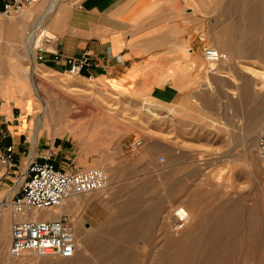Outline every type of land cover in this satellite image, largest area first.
Returning a JSON list of instances; mask_svg holds the SVG:
<instances>
[{"label": "rangeland", "instance_id": "obj_1", "mask_svg": "<svg viewBox=\"0 0 264 264\" xmlns=\"http://www.w3.org/2000/svg\"><path fill=\"white\" fill-rule=\"evenodd\" d=\"M79 1L49 0L44 13ZM183 12L192 21L187 32L178 30L186 47L168 53L179 59L163 69L168 81L188 79L193 88L172 103L41 69L7 42L9 23L0 28V93L31 103L29 119L39 133L46 125L62 168L90 164L110 175L106 188L66 201L75 205L63 213L75 217L86 240L75 256L14 257L11 230L1 221L0 264H264V159L257 142L264 129V0H188ZM218 38L234 43L235 56L223 46L229 58L212 68L203 50ZM173 45L180 48L179 41ZM35 64L34 82L28 73ZM136 139L138 147L131 145ZM21 180L0 164V201L12 223ZM178 206L191 213L180 230Z\"/></svg>", "mask_w": 264, "mask_h": 264}, {"label": "crops", "instance_id": "obj_2", "mask_svg": "<svg viewBox=\"0 0 264 264\" xmlns=\"http://www.w3.org/2000/svg\"><path fill=\"white\" fill-rule=\"evenodd\" d=\"M187 3L188 0L63 2L56 6L52 14L51 30L58 37V49L64 56H79L86 49L92 52V66L79 76L89 79L92 75L90 80L114 91L149 92L162 101L172 103L193 88L188 79L181 83L177 79L168 81L163 69L179 59L178 55L168 56V53L186 47L187 41L178 37V30L184 27L182 29L187 32V25L192 22L183 12ZM177 41L180 48L173 45ZM192 53L196 61L199 60V55L195 51ZM118 54L124 56L125 64L118 62ZM38 63L44 70L67 72L68 69L66 61L55 59L51 52L45 53V60ZM7 98L0 93V122H3L7 132L6 136L0 133V150L14 144L15 166L10 171L19 178V173L31 158L43 161L42 156L49 151L54 152L52 161L63 167L64 161L57 157L55 142L48 140L46 125L34 147L28 125L32 112L27 111L26 102L21 99ZM7 203L8 199H4V206ZM7 218L2 220V224L7 223L11 230L12 222L9 216ZM5 245L6 240H3L0 248Z\"/></svg>", "mask_w": 264, "mask_h": 264}, {"label": "built area", "instance_id": "obj_3", "mask_svg": "<svg viewBox=\"0 0 264 264\" xmlns=\"http://www.w3.org/2000/svg\"><path fill=\"white\" fill-rule=\"evenodd\" d=\"M39 1L0 0V14H19ZM58 46V37L55 34L46 37L44 43L37 48L36 60L43 62L45 53L51 52L55 59L66 61L70 75H82L92 66L93 54L89 49L79 56H64ZM203 57L207 62L217 64L227 59L228 54L215 46H207L203 50ZM116 58L118 62L125 64L122 54H118ZM92 78L89 75V79ZM0 133L7 135L3 122H0ZM257 142L259 154L264 159V129ZM141 144L142 139L131 143L134 147ZM53 156L54 152L49 151L42 156L43 161L31 158L20 173L21 186L11 200L13 223L9 251L14 257H21L27 252L40 256L73 257L77 251V238L71 216L64 213L49 216L43 213L52 211L71 198L102 190L109 185L110 175L105 168L93 166L66 170L52 161ZM0 164L7 171L15 166L14 144L6 145L0 150ZM175 212L176 229L185 228L188 223L187 213L182 208Z\"/></svg>", "mask_w": 264, "mask_h": 264}, {"label": "bare ground", "instance_id": "obj_4", "mask_svg": "<svg viewBox=\"0 0 264 264\" xmlns=\"http://www.w3.org/2000/svg\"><path fill=\"white\" fill-rule=\"evenodd\" d=\"M49 0H40L37 4H35L34 6L28 7L25 10H23L20 15H18V18H14V19H10L8 21H3V19L0 18V28H4L5 26H8V23L10 25V27H12L11 31L9 32V35L7 36V42L9 41L11 43V45H14V47L16 46L18 48V50H20L23 55L22 57H27L33 60V62H35V58H36V52H37V48L44 43V40L46 37L48 36H52L54 35V33L51 30V20L53 18L52 13L55 11L56 7H49L48 10L49 11H45L44 13V8L47 6ZM59 9V8H57ZM58 11V10H57ZM57 13V12H56ZM1 15V14H0ZM56 15V14H55ZM2 17L5 15H1ZM57 16V15H56ZM55 17V16H54ZM43 19L44 21L42 22H38V23H34V19ZM32 22V31H30L28 33V35L24 36L25 34V30H26V24L28 22ZM48 23L49 27L44 28V25ZM31 24V23H29ZM31 27V26H30ZM0 29V30H1ZM30 29V30H31ZM27 31V30H26ZM216 33V32H215ZM227 33V32H226ZM217 35V33H216ZM232 36V35H231ZM219 37V36H217ZM223 38V37H222ZM230 38V37H229ZM2 39L1 33H0V40ZM232 39V38H231ZM234 39V38H233ZM232 39V40H233ZM4 41V40H3ZM6 41V40H5ZM2 42V41H1ZM232 43V42H231ZM227 39L223 40V39H219L218 38V43L216 45L217 48L221 49L223 51V46L225 47V50L228 51V53L230 54V58H233L235 56V52H234V46L231 44ZM7 44V43H6ZM13 47V46H12ZM13 47V48H14ZM8 48V47H7ZM229 58V57H228ZM212 68H217L215 67V64L213 65ZM212 68L210 70H212ZM31 70L29 71L28 75L30 76V78H32V80L35 82L36 80L34 79V73L37 71V66L36 64L31 66L30 68ZM37 73V72H36ZM1 90L2 91H6L8 90V85H6V83H2L1 84ZM9 97V96H7ZM5 97L6 99H9ZM6 102V100L4 101ZM24 103V102H23ZM29 104V105H28ZM45 105V104H44ZM9 106V105H8ZM23 106V105H22ZM47 106V105H46ZM147 106L150 107H155L154 104H147ZM26 108L28 112H32L33 109L31 107V103H27L26 102ZM47 108V107H46ZM152 109V108H151ZM44 111V110H43ZM42 111V112H43ZM51 111V110H50ZM53 112V111H52ZM51 112V113H52ZM45 113V112H44ZM47 113V112H46ZM50 113V112H49ZM48 113V114H49ZM54 113V112H53ZM50 114V115H53ZM43 114V113H41ZM49 115V117H50ZM32 116V115H31ZM44 116V115H43ZM53 117V116H52ZM51 117V118H52ZM41 118V117H40ZM45 118V117H44ZM41 121H43L41 119ZM40 123V122H38ZM42 123V122H41ZM29 128H30V136L32 139V142L35 144L37 143L36 141L39 140L40 138V133L38 132L39 127L38 125H34L33 124V120L31 122L28 123ZM40 125V124H39ZM38 126V127H37ZM41 129V128H40ZM40 131V130H39ZM29 135V134H28ZM30 141V140H29ZM34 154V153H33ZM82 202V201H81ZM10 203V202H9ZM75 205V204H74ZM74 205H69L68 203H64L63 205L54 208L52 211L48 212V213H43V214H48L49 216H58L57 213L60 212H65V211H71V209L74 207ZM182 208L184 210V212L187 213V218H188V224H189V220L191 217V213L190 210L188 209V207L186 206H178L176 210ZM51 209V208H50ZM175 210V211H176ZM176 214V212H175ZM8 213L6 212V210L2 207V202L0 201V223L2 220H5L8 217ZM77 218V217H76ZM8 219V218H7ZM74 222H76L75 217L73 218ZM78 219V218H77ZM80 220H82L80 218ZM78 224V223H77ZM188 225H186L185 228H187ZM183 228V229H185ZM75 233H76V238H77V248L79 247H84L83 245H85L86 240L84 238H80L78 235V230L77 227L75 225ZM193 232H190L191 236H192ZM81 236V235H80ZM82 237V236H81ZM4 245V244H3ZM86 247V245H85ZM31 254V253H30ZM27 255V254H26ZM24 255V256H26ZM40 256V255H39ZM75 256V255H74ZM44 258H48L51 256H41ZM7 259H11L8 258ZM11 263V262H10Z\"/></svg>", "mask_w": 264, "mask_h": 264}]
</instances>
